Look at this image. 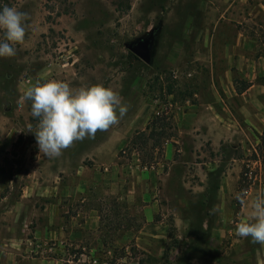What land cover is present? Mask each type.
I'll use <instances>...</instances> for the list:
<instances>
[{"label":"rangeland","instance_id":"obj_1","mask_svg":"<svg viewBox=\"0 0 264 264\" xmlns=\"http://www.w3.org/2000/svg\"><path fill=\"white\" fill-rule=\"evenodd\" d=\"M4 6L28 20L16 55L0 58V244L64 264H251L235 230L264 173V0ZM156 30L146 64L128 45ZM51 80L110 87L126 115L48 158L24 92ZM156 115L171 118L172 137L155 150L150 142L147 167L128 146ZM210 128L225 131L215 145Z\"/></svg>","mask_w":264,"mask_h":264},{"label":"clouds","instance_id":"obj_2","mask_svg":"<svg viewBox=\"0 0 264 264\" xmlns=\"http://www.w3.org/2000/svg\"><path fill=\"white\" fill-rule=\"evenodd\" d=\"M27 20V13L14 7L0 8V58L16 55L15 45L24 41ZM24 99L31 101V114L38 119L33 134L40 152L48 158L59 157L73 142L109 129L127 112L119 93L102 84L74 89L56 80L37 82L26 89ZM251 209L253 220L239 222L236 235L264 246V193L255 197Z\"/></svg>","mask_w":264,"mask_h":264},{"label":"crops","instance_id":"obj_3","mask_svg":"<svg viewBox=\"0 0 264 264\" xmlns=\"http://www.w3.org/2000/svg\"><path fill=\"white\" fill-rule=\"evenodd\" d=\"M207 46V41H206ZM211 47V44H210ZM211 51V49H210ZM235 93V92H234ZM244 93V92H243ZM241 93V95L243 94ZM236 94V93H235ZM238 96V93L236 94ZM247 106H252L253 109H256L257 111H261L262 107L260 103H250ZM210 108H213L214 106H209ZM237 107H244L243 101H241ZM259 113V112H258ZM260 114V113H259ZM256 116V114H254ZM264 115V114H263ZM262 115V116H263ZM211 124V123H210ZM212 125V124H211ZM206 136L209 138L210 141H212L213 145H215L216 141L218 140L219 135L225 134V131H221V134L217 131V129H209V132H205ZM191 138V137H190ZM192 140V139H190ZM178 142H180V139H177ZM193 142V141H191ZM174 145L168 144L165 149V158L166 160H172L173 154H174ZM177 164V162H173V167ZM210 167L208 169H213V164H208ZM261 193H264V173H262L259 176L258 183L255 184L254 187L250 188V191L248 193V196L246 197V200H244L242 211L243 215L241 221L248 222L252 221L253 217L251 215L252 209H251V203L255 199L257 195H260ZM88 224L81 223L80 227L86 228ZM94 228L98 226V221L94 220L93 225ZM50 234H53L52 231H50ZM67 233L62 230L61 232V238H66ZM241 243L245 242L247 246V251H250V253L253 255V260L251 264H264V246L260 244H255L251 242V238H241ZM240 244V243H239ZM23 247L16 245L15 247H9L3 242V245L0 244V264H64L62 260H53V259H44V258H31V259H21L23 257H19L23 255ZM240 264H249L246 262H242Z\"/></svg>","mask_w":264,"mask_h":264},{"label":"trees","instance_id":"obj_4","mask_svg":"<svg viewBox=\"0 0 264 264\" xmlns=\"http://www.w3.org/2000/svg\"><path fill=\"white\" fill-rule=\"evenodd\" d=\"M156 32L157 30L155 31V34ZM247 88H249V85L245 84V87L239 89L238 93H243ZM170 130H172L171 118L166 117L165 115H156L150 121L145 132L137 133L134 136L130 141L128 148L131 146L132 149L138 150L140 152L139 156L142 160V165L150 167L151 161H147V159L153 160V155H149V151L147 150L150 147V142H152L150 147L151 150H155L158 147L162 148L163 143H166L172 137V132H169ZM144 152L146 156L143 155Z\"/></svg>","mask_w":264,"mask_h":264},{"label":"water","instance_id":"obj_5","mask_svg":"<svg viewBox=\"0 0 264 264\" xmlns=\"http://www.w3.org/2000/svg\"><path fill=\"white\" fill-rule=\"evenodd\" d=\"M155 40L156 34L150 32L147 37L138 39L129 44L128 50L144 63L150 64L152 61Z\"/></svg>","mask_w":264,"mask_h":264}]
</instances>
